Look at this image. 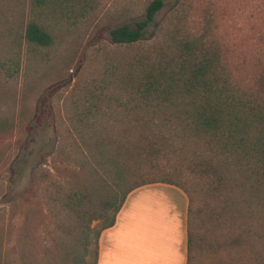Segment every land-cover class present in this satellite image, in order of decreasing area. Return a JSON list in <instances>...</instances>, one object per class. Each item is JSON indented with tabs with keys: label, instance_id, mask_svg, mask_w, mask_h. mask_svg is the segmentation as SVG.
I'll use <instances>...</instances> for the list:
<instances>
[{
	"label": "trees",
	"instance_id": "obj_1",
	"mask_svg": "<svg viewBox=\"0 0 264 264\" xmlns=\"http://www.w3.org/2000/svg\"><path fill=\"white\" fill-rule=\"evenodd\" d=\"M52 1L30 0V12L36 15L30 16L23 32L30 49L53 41L37 14ZM163 4L149 0L141 16L109 27L111 42L130 46V53L118 55L116 61L106 58L101 86L86 87L83 97L72 100V126L67 130L73 141L67 154L86 175L70 183L62 196L49 195L63 243L60 261L52 258L48 264H96L100 233L114 224L132 190L156 182L178 185L170 179L172 171L158 161L160 155L176 156V164L180 159L191 172L208 177L210 194L223 198L220 211L228 209L232 221L242 216L243 228L254 227L250 234L264 239L263 90L237 88L215 47L191 40L176 25L152 51L133 47ZM13 124L0 118L2 131ZM57 149L60 153L59 143L55 153ZM3 161L0 152V165ZM14 206L0 213V264H17L3 253V241L9 242L12 234ZM28 219L26 214L24 230ZM187 235L189 246L192 236ZM32 258L22 252L20 264H38Z\"/></svg>",
	"mask_w": 264,
	"mask_h": 264
},
{
	"label": "rangeland",
	"instance_id": "obj_2",
	"mask_svg": "<svg viewBox=\"0 0 264 264\" xmlns=\"http://www.w3.org/2000/svg\"><path fill=\"white\" fill-rule=\"evenodd\" d=\"M148 1L53 0L37 10L53 41L34 50L23 38L27 20L36 15L30 12V0H0V118L14 121L9 131L0 130V213L15 204L11 238L3 241V253L13 262L20 264L25 251L34 263L60 261L63 239L49 195L62 196L70 183L86 175L67 154L73 141L67 130L72 100L83 97L86 87L101 86L106 58L116 61L130 53V46L111 42L109 27L141 16ZM173 25L191 40L214 46L237 88L262 89L264 96V0H164L133 47L152 51ZM58 143L61 152L55 153ZM159 157L165 170L172 171L170 179L190 197L189 264H264V239L250 234L254 227L243 228L242 216L233 214L238 218L232 221L228 209L220 211L223 198L210 194L209 178L191 172L180 159L176 164V156Z\"/></svg>",
	"mask_w": 264,
	"mask_h": 264
},
{
	"label": "crops",
	"instance_id": "obj_3",
	"mask_svg": "<svg viewBox=\"0 0 264 264\" xmlns=\"http://www.w3.org/2000/svg\"><path fill=\"white\" fill-rule=\"evenodd\" d=\"M188 196L171 183L132 190L101 231L96 264H189Z\"/></svg>",
	"mask_w": 264,
	"mask_h": 264
}]
</instances>
